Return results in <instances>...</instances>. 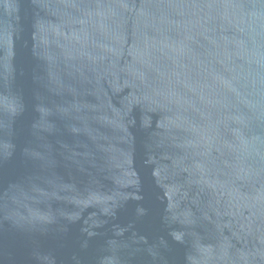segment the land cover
Segmentation results:
<instances>
[{"label": "water", "instance_id": "1", "mask_svg": "<svg viewBox=\"0 0 264 264\" xmlns=\"http://www.w3.org/2000/svg\"><path fill=\"white\" fill-rule=\"evenodd\" d=\"M0 264H264V0H0Z\"/></svg>", "mask_w": 264, "mask_h": 264}]
</instances>
